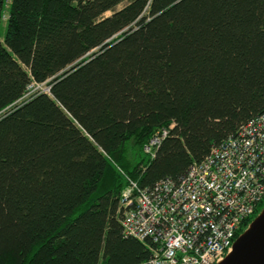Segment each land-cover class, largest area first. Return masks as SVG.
Returning a JSON list of instances; mask_svg holds the SVG:
<instances>
[{"label":"trees","instance_id":"obj_1","mask_svg":"<svg viewBox=\"0 0 264 264\" xmlns=\"http://www.w3.org/2000/svg\"><path fill=\"white\" fill-rule=\"evenodd\" d=\"M4 20L0 264H147L123 192L264 112V0H0Z\"/></svg>","mask_w":264,"mask_h":264},{"label":"built area","instance_id":"obj_2","mask_svg":"<svg viewBox=\"0 0 264 264\" xmlns=\"http://www.w3.org/2000/svg\"><path fill=\"white\" fill-rule=\"evenodd\" d=\"M160 137L145 146L152 156ZM122 196L124 234L151 249L147 264L220 262L264 198V112L179 182L165 179L151 188L131 182Z\"/></svg>","mask_w":264,"mask_h":264},{"label":"water","instance_id":"obj_3","mask_svg":"<svg viewBox=\"0 0 264 264\" xmlns=\"http://www.w3.org/2000/svg\"><path fill=\"white\" fill-rule=\"evenodd\" d=\"M216 264H264V208L234 240Z\"/></svg>","mask_w":264,"mask_h":264},{"label":"rangeland","instance_id":"obj_4","mask_svg":"<svg viewBox=\"0 0 264 264\" xmlns=\"http://www.w3.org/2000/svg\"><path fill=\"white\" fill-rule=\"evenodd\" d=\"M6 28H7V22L4 20L0 26V41H3L5 37ZM38 91H49V87L46 84L34 86L33 88H30L28 92V96H31Z\"/></svg>","mask_w":264,"mask_h":264}]
</instances>
